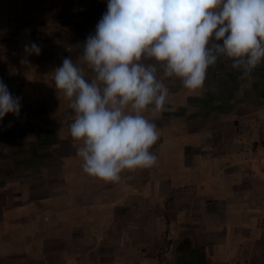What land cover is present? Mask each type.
Listing matches in <instances>:
<instances>
[{
    "label": "crops",
    "instance_id": "0c3cea01",
    "mask_svg": "<svg viewBox=\"0 0 264 264\" xmlns=\"http://www.w3.org/2000/svg\"><path fill=\"white\" fill-rule=\"evenodd\" d=\"M54 2L40 0L45 19L54 11ZM0 11L14 13L15 8L0 6ZM23 13L31 17L33 10L26 8ZM17 15L0 21V42L16 36L13 27L19 24ZM55 23L44 26L45 44L40 45L41 54L32 57L61 66L60 56L53 58L52 52L58 56L62 43L49 37L56 36ZM49 28L53 32L49 33ZM85 37L82 32L72 45H82ZM38 38L33 41L37 43ZM13 43L8 41L7 48L0 44V59L18 55L11 52L17 49ZM42 73V77L46 75ZM239 76L230 61L222 58L209 69L202 89L190 91L180 79L166 78L170 89L167 110L144 113L157 126L159 138L150 149L156 163L148 169L125 170L117 183L90 177L83 171V161L77 154L81 142L73 140L62 115L57 112L55 117L48 116L49 106L42 108L45 101L40 96L39 101L34 98L24 103L22 99L18 117L8 113L0 120V221L13 214L25 216L23 222L39 223V232L45 231L47 238L38 246L41 256L35 264H264V202L249 195L257 182L264 183V63L248 80L246 98L240 96L241 87L233 86L234 91H230ZM7 78L9 82L3 80L7 86L15 83L16 88L22 87L16 75ZM199 91L205 94L204 107L201 104L195 115H206L204 122L212 129L217 125L216 135L224 130L228 137H234L226 150L215 151L220 167L234 173L231 188L241 192L230 200L184 194L175 190L167 177H161L167 169L161 163L173 150L172 133L189 120V111L195 110L190 100ZM229 92L230 99L225 97ZM231 102L246 113L234 114L231 120L225 118L224 109ZM61 107L56 104L57 109ZM174 111L181 112L178 123L172 119ZM65 145L72 149L65 150ZM108 195L112 198L105 203ZM110 202L116 207L118 217L113 218L119 226L100 232L93 220L99 216L110 221ZM214 207L216 217L212 215ZM225 213L231 215V221L225 220ZM165 239L170 243L167 258L159 261Z\"/></svg>",
    "mask_w": 264,
    "mask_h": 264
},
{
    "label": "clouds",
    "instance_id": "9594fccd",
    "mask_svg": "<svg viewBox=\"0 0 264 264\" xmlns=\"http://www.w3.org/2000/svg\"><path fill=\"white\" fill-rule=\"evenodd\" d=\"M24 52L39 56L41 47L30 42ZM222 58L241 79L264 63V0H108L80 57L94 79L71 57L53 72L55 88L74 110L69 129L81 142L83 171L117 183L125 170L153 167L150 149L159 136L144 113L167 110L165 79L202 89ZM21 100L0 80V120L18 117Z\"/></svg>",
    "mask_w": 264,
    "mask_h": 264
},
{
    "label": "rangeland",
    "instance_id": "374dc122",
    "mask_svg": "<svg viewBox=\"0 0 264 264\" xmlns=\"http://www.w3.org/2000/svg\"><path fill=\"white\" fill-rule=\"evenodd\" d=\"M54 1V11L48 15V19H45L46 17L40 12V0H31V3L27 6L25 3L29 2V0H0V6L8 7L9 5L15 8L14 13L18 14L16 19L19 20V24L13 27L16 36L10 38V40H5V42H0L2 45L6 44L3 45V48H7V42L12 40L15 45L14 49H17L11 52L18 54L15 57H1L0 75L5 82H9L10 78H7V76L16 75L20 78V85L22 87L16 88L15 83L13 86L8 85V89L12 95L21 97L24 99V103L34 98H38L39 101L41 97L43 103L45 101V104H42V108L46 109L49 106L47 112L50 115L48 116H54L58 112L60 116H63L65 126H69L74 119V110L70 108L69 100L63 95V92L55 88L54 82V69L60 65L52 66L47 60H34L32 55L27 57L24 52V45L34 42L33 39L37 37H39L37 44L42 45L46 39V29L44 26L57 22L54 24L56 26V36L49 35V37H52L54 42L56 40L57 43H62L63 45H59L60 54L56 56L57 54L52 52V57L57 58L60 56V61L62 62L64 58L71 57L74 64L84 69V73H86L85 78L88 81L94 79L95 74L88 69L87 64L82 62L80 57L83 55V44L86 38L90 34L95 33L97 23L107 11L108 0ZM26 8H32L33 15L31 17L23 13ZM14 13L0 11V21L4 22L3 18H11ZM52 18L54 19L53 21H51ZM30 21L32 22L31 26L29 25ZM49 29V33L53 32L52 28ZM80 31L86 35L82 41L83 44L77 46L72 45V43H76L77 39L82 36V32ZM23 59H26L28 63L22 64L21 61ZM42 71L46 72V75L43 77ZM22 78L25 82L22 81ZM249 79L251 80L252 78L241 79L240 76L236 77L234 82L231 83L230 91H234H232L233 86L235 88L241 87L243 90L240 96L246 98L248 95L246 86ZM256 80L258 79L256 78ZM261 85L264 87V82ZM231 92L225 97L230 99ZM204 99L205 94L200 91L192 95L190 105L195 110H190L189 120L179 124L176 130L173 131V150L171 155L167 156L161 163V165L167 167L166 170L161 172V177H167L174 184L175 190H179L184 194H196V197H203L207 200H230L240 196L241 192L238 189L231 188L234 183V179L232 178L234 173L230 168L222 169L220 167L215 151L217 149L222 151L226 150L231 142H234V137H228L227 131L225 132L224 130H219L218 135H216V131L214 130L218 129L217 125L212 129L211 125L204 122V119L207 118L206 115H203L202 118L195 115L201 104L204 107ZM46 104L48 106H45ZM56 104L60 107L62 106V109H57ZM227 104L229 105L224 109L225 118L231 120L234 114L240 112L246 113V110L239 109L234 102ZM180 116V111H174L172 113V119L175 123H178L177 121ZM241 127L242 130L246 129L245 125ZM63 148L69 151L72 149V146L65 145ZM206 151L208 154H206ZM220 184H226L230 187L220 189ZM83 186H85V182ZM121 192L123 193V189H121ZM258 192L261 194L258 195ZM249 195L251 197L256 196L258 202H264V183L257 182L256 187L250 190ZM105 197V203L112 198L111 195ZM110 204L113 210L112 218L113 216L118 217L114 210L116 207L114 208L112 202ZM215 211L216 208L214 207L213 217H216ZM220 216L221 214H218L219 218ZM96 217L93 222L100 232L108 231L109 229L113 230L119 226V223L114 218L106 221L105 217L101 219L99 216ZM24 219L25 216L20 218L11 214L6 217L5 221H0V264H35L34 260H37L41 256L39 254L40 251H38V246L47 238V234L45 231L43 233L39 232V223L29 224V222H23ZM229 219L231 221V215L225 213V220L228 221ZM165 243V246L157 256L159 261L167 258V250L170 243L167 239H165Z\"/></svg>",
    "mask_w": 264,
    "mask_h": 264
}]
</instances>
